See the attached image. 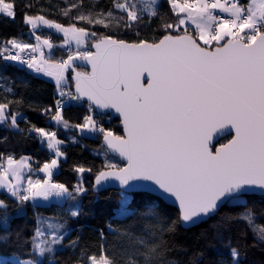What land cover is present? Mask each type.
<instances>
[{"label":"snow or ice","instance_id":"1","mask_svg":"<svg viewBox=\"0 0 264 264\" xmlns=\"http://www.w3.org/2000/svg\"><path fill=\"white\" fill-rule=\"evenodd\" d=\"M151 3L153 7L149 8L147 4L142 7L138 0H113L111 9L80 12L85 7L80 0L71 3L70 9L79 12L75 20L106 29L115 26L125 32L135 29L139 37L152 20L163 21L158 11L162 4L159 0ZM166 3L177 14V22L160 24L161 38L126 41L106 35L90 48L82 46L90 39L95 40V31L77 27L75 23L64 27L43 15L25 12V24L33 30L43 25L62 32L64 44L75 41L76 51L61 60H53L51 53L45 58L41 51L38 62L35 55L21 54L29 49L35 53L39 44L12 38L0 48V59L18 62L55 79L61 99L43 109V114L55 126L73 127L63 116L64 98L80 102L86 99L90 113L100 110L96 114L103 116L108 115L103 110L111 109L119 114L123 136L105 129L92 114L84 117L83 124L74 126L86 136L101 135L106 157L114 153L127 161L120 167L107 159L104 168L94 177L93 187L97 190L111 180L119 181L122 186L112 219L123 221L136 215L130 209L131 192L174 198L173 202L179 205V220L185 226L207 223L227 204L241 209L235 220L245 223L252 232L253 246L264 243V228L257 231L253 227L256 217L248 206V197H264V0H252L251 5L233 0L224 3L184 0L182 4L178 0H166ZM69 10H63L62 14L68 16ZM222 13H227V17ZM0 15L14 21L15 0H0ZM189 21L195 26L193 35L173 34L187 33ZM33 35L40 41L39 35L35 32ZM43 44L48 49L54 47L49 39H44ZM7 45L19 51L12 52ZM77 60L90 64L91 72L76 71ZM41 65H46L47 71ZM69 69L75 73L72 77L75 92L65 91L64 73ZM0 91L5 96L14 93L7 86ZM19 103V100L7 99L0 102V128L34 133L43 138L41 142L54 152L55 158L36 170L46 178L33 180L31 164L25 162L30 157L17 161L12 155L5 158L0 153V161H7V167L0 171V188L6 189L5 194L17 203L14 213L10 214L9 205L0 200V245L5 248L11 239L12 221L27 215V202L53 198L63 203L76 201L87 192L83 174L92 172L91 168L75 166L73 170L80 175V181L71 190L63 183L54 182L53 170L58 167L59 158L66 157L60 147L64 141L58 138L57 132L44 127L31 125L21 129L20 122H28V118L20 111L9 110L11 105ZM226 133H231L232 138L214 147V137ZM6 139L0 137V140ZM9 175L15 183L8 180ZM25 180L27 187L22 186ZM70 214L76 217L79 213L71 211ZM141 216L154 220L155 224L144 225V234L135 235L133 225L118 229L109 222L108 234L120 238L119 247L107 248V236L100 230V255L86 256V250L81 249L83 264H179L176 260L164 259L168 244L163 235L175 231V222L165 227L162 212L154 203ZM232 221L233 217L226 216L209 225L216 238L225 241L217 250L213 264H242L243 249L239 243H233L231 235L225 237ZM68 235L69 229L64 223L53 217L37 216L31 237L21 240L17 233L16 243L21 247L30 245L29 250L23 255L0 252V264H57V251L75 250L79 245V237L64 245Z\"/></svg>","mask_w":264,"mask_h":264},{"label":"trees","instance_id":"2","mask_svg":"<svg viewBox=\"0 0 264 264\" xmlns=\"http://www.w3.org/2000/svg\"><path fill=\"white\" fill-rule=\"evenodd\" d=\"M80 0H16V17L13 21L11 18H6L0 15V48H4L6 41L12 38L20 42L34 43V37L31 35V28L24 23L25 12L28 15L39 16L43 15L48 20L59 23L65 27L75 23L77 27H87L89 31H95L97 36L95 40L90 39L88 44L91 45L106 35H112L115 39H123L126 41H134L139 38H147L149 40L162 37L163 29L160 27L162 23H176L177 14L174 13L166 0H162V6L159 7V13L163 16V21L152 20L148 27H144L140 32L139 37L135 35V29L125 32L123 28L117 29L115 26L103 28L100 25H88L82 21L75 20L79 12L76 9H70L71 3H79ZM247 3L246 1H243ZM85 7L80 9V12H86L92 9L94 12L100 10H108L112 8L113 0H83ZM138 3L143 7L145 3L138 0ZM32 4L33 7L27 8L26 5ZM70 9V10H69ZM63 10H69L68 16L62 14ZM147 23V20H146ZM43 37L50 39L57 47L54 52V58L59 59L64 55L65 49L62 47L63 36H59L46 29H41L38 33ZM173 34H188L193 35L192 30L187 33L181 31ZM214 46V45H213ZM11 48V45H7ZM94 50V48L92 49ZM79 72H87L81 66L76 64ZM75 73H70L69 89L75 92V81L72 77ZM5 86L14 90V93H8L5 96L3 91H0V102L3 99L19 100L21 103L10 106V111H20L27 118L28 122L21 121L20 128L25 129L31 125L44 127L48 131L57 132L59 139L64 143L61 146L66 157L61 161V166L57 174H55L54 182L63 183L72 189L80 181V175L73 169L75 166H83L91 168L92 172L83 174V182L87 188V192L79 197L76 201L69 200L66 203L51 204L48 206L37 205L33 208V204L27 202L25 207L27 215L23 218H18L11 223V239L7 248L0 245V252H18L23 255L29 250L30 245L24 244L19 246L17 241V233L20 234V239L24 240L33 235L36 227V219L39 217H53L64 223L69 229V235L64 240V245H67L70 240L79 237V245L75 250L65 248L63 251H57L55 259L57 264H83V259L80 257L81 249L86 250V256L100 255L102 241L100 239V230H104L107 236V245L109 249L119 247V237L108 234V223L111 222L114 228L123 229L126 225H133L135 235H142L143 226L155 224L154 220L146 219L141 216L151 204H156L161 210L164 218V226L167 227L175 222L174 232H165L163 239L168 244V250L165 260H176L179 264H213L217 259V250L225 243L223 240L216 238L215 233L209 228L210 224L220 221L226 216L233 217V221L225 232V237L231 235L233 243H239L243 249L244 255L242 264H264V243H256L253 246V234L248 229L245 223L235 220L236 214L241 209L226 205L221 209V212L212 217L207 223H203L198 227L185 229L179 220V212L175 208L163 203L157 197H153L147 193H133L131 196L130 209L136 212V215L128 217L120 221L112 219L114 211L118 207V202L121 198V192L116 190L101 191L96 193L94 177L97 171L104 168L107 159H112V162L122 167L123 164L114 159L109 153L106 157L103 145V137L96 134L94 137L82 136L74 126L84 123V117L92 114L105 129L111 130L116 135H123L120 127V121L112 119L110 115H97L96 111H89V105L77 103L76 105L65 104L63 110L64 119L73 127L65 129L62 126H55L46 115L43 114V109L55 104V101L60 99L57 95V86L55 82H51L45 78H40L35 73L30 71L27 66L19 65L13 61L5 62L0 59V89ZM0 137H7L6 140H0V153L5 158L12 155L16 160L22 157L29 156L31 165L34 168V173L31 174L36 178L39 173L36 171L45 162H50L54 158L53 153L47 146L41 142L42 138L28 131L4 130L0 128ZM231 138L222 140L221 143H226ZM214 150V149H213ZM0 161V164L2 162ZM0 200H4L8 205V212L14 213L17 203L15 199H10L5 192H0ZM248 206L253 210L256 220L253 227L259 231L264 228V198L257 196L248 197ZM71 211H78V216H71ZM2 224V221H0ZM244 233H247L245 236ZM2 234V228H0ZM147 238V237H146ZM203 254L202 256L200 254Z\"/></svg>","mask_w":264,"mask_h":264},{"label":"rangeland","instance_id":"3","mask_svg":"<svg viewBox=\"0 0 264 264\" xmlns=\"http://www.w3.org/2000/svg\"><path fill=\"white\" fill-rule=\"evenodd\" d=\"M16 1V0H15ZM142 2H143V0H141ZM144 1H147V0H144ZM150 2H151V0H149ZM250 2L247 4V3H245V2H243L242 1V3H240V4H247V5H251L252 4V0H249ZM6 2H11V0H6ZM162 2V0H159V3H161ZM184 2V1H183ZM183 2H181V1H179V3H183ZM191 2V1H190ZM224 3L225 2V0H221V3ZM233 2H237V3H239V1L238 0H233ZM143 3H145V2H143ZM145 4H147V5H152V3H145ZM149 8H151V6H148ZM159 9L160 8H158V11H159ZM221 15H223V16H225V17H227V15L228 14H221ZM45 19H47V18H45ZM51 21V20H50ZM53 22V21H52ZM55 23V22H54ZM28 26H30V28H31V25H28ZM65 27V26H64ZM41 29H46V30H48V31H50V32H53V33H55V34H57V35H59V36H63V39H65L64 38V35H63V33L62 32H57L55 29H48L46 26H43V25H40V27L38 28V29H36V30H33L32 28H31V35L34 37V43H32V44H39L40 45V47L37 49V51L35 52V53H33L30 49L29 50H25V52H30L31 51V53H32V55H35L36 56V59H37V61L39 62V60H40V52L41 51H43L44 52V55H45V58H48L49 57V54L51 53V58L53 59V60H61V59H67V57H68V55L70 54H65L64 53V55L62 56V57H60L59 59H57V58H54V52H55V49H56V47H57V45L54 43V42H52L50 39V42L53 44V49H48V47L46 46V45H44L43 44V40L44 39H48V38H46V37H43V36H41V35H39L40 37H41V39H40V41H36L35 40V36L33 35V32H35V35H38L37 33L41 30ZM20 42V41H19ZM63 48H70L71 50H70V52L71 53H74L75 51H76V44H75V41H72V40H69V45H65L64 44V40H63ZM90 45L87 43V45H83L82 47H89ZM90 48V47H89ZM9 49H11V48H9ZM92 50V49H91ZM11 51H12V49H11ZM93 51V50H92ZM79 63H81V61L80 60H77L76 62H75V65L76 64H79ZM41 67H43L44 69H45V71H47V68H46V65H41ZM76 67V71H78V69H77V66H75ZM30 70V69H29ZM30 71H32L33 73H35L37 76H39L40 78H45V79H47V80H50L51 82H55V84H56V81H55V79L53 78V77H50V76H46V75H44L43 74V72H41V73H36L34 70H30ZM79 72V71H78ZM70 73H73L72 71H71V69H69V71H67V72H65L64 73V75H65V77H67V79H66V81L64 82L65 83V91H71L70 89H69V86H70V84H71V82H70V78L68 77L69 76V74ZM72 92V91H71ZM57 95H58V97L61 99V97L59 96V90H57ZM77 103H80V104H84V103H82V102H80V101H71V100H68L67 98H64V106H65V104H72V105H76ZM105 117V116H104ZM78 131L81 133V131L78 129ZM81 135L82 136H85V137H94L96 134H91V135H84L83 133H81ZM43 139V138H42ZM44 144V146L46 145V143H43ZM62 146V145H61ZM60 146V147H61ZM51 153H53V156H54V152L53 151H50ZM25 157H29V156H25ZM54 158H55V156H54ZM62 160H64V157H61V158H59V164H58V167L56 168V169H54L53 170V176H52V180L54 181V177H55V174H57V172L59 171V169H60V166H61V161ZM18 161V160H17ZM20 161V160H19ZM26 163H30L31 164V159L30 160H28V161H25ZM2 165H3V167H0V171H3L4 170V168H6L7 167V161H5V162H2ZM31 167H32V169H33V172L31 173V174H35L34 173V168H33V166L31 165ZM37 173H39V172H37ZM24 175L25 176H27L28 175V171H27V169H25L24 170ZM37 178H40V179H44V178H46V175L44 174V173H39V175L36 177V178H34L33 176H32V179L33 180H35V179H37ZM8 180L10 181V182H12V183H15V181L14 180H12V178H11V175H9V177H8ZM22 186L23 187H27V184H26V180L25 181H22ZM0 192H5L6 193V189H3V188H0ZM31 203L32 204H35L36 206L37 205H43V206H48V205H51V204H58V203H60V204H62L63 202H58V201H56L54 198L53 199H51V200H49V201H44V200H42V199H37L36 201H31Z\"/></svg>","mask_w":264,"mask_h":264},{"label":"water","instance_id":"4","mask_svg":"<svg viewBox=\"0 0 264 264\" xmlns=\"http://www.w3.org/2000/svg\"><path fill=\"white\" fill-rule=\"evenodd\" d=\"M93 51H95V49H94ZM80 64H81V66L84 68V70H86L87 72H91V65H90V64H85L83 61H81ZM82 103H84V104L87 103V104H88V102L86 101V99H85V101L82 102ZM95 111H96V113H97V111H100V110H95ZM103 111L107 112L108 115H110V116H112L113 118H115V119H117V120L120 121V127H121V129H122L123 135H125V133H124V129H123V125H122V122H121V117L119 116V114L116 113L114 110H111V109L103 110ZM108 115H103V116H108ZM123 135H122V136H123ZM228 138H232V134H231V133H226V134H224V135H219V134H217V135L214 137L212 143H213L214 147H216V146L218 145V143H220L222 140H226V139H228ZM109 154H110L114 159H116L117 161H119L120 163H122L123 166L126 165V163H127L126 160H124V159H122V158H119L118 155H116V154H114V153H109ZM123 166H122V167H123ZM145 183H149V184H150L151 182H145ZM121 189H122V186L119 184V181L111 180V181H109V182H105L103 188H101V189H99V190L95 189V191H96V193H101V191H106V190H110V191H112V190H116V191L121 192ZM133 193H139V194L147 193V194H149V195H151V196H153V197H157V198L160 199L163 203L168 204L169 206L175 208V209L178 210V212H179V205H178V202H175V203H174V202H173V201H174V198H168V199H165V198L158 197V195L155 194V193H148V192H131V193H129V194L132 195ZM256 196L259 197V198H264V197H261V196H259V195H256ZM250 197H252V196H250ZM226 205H227V204L221 206V207L219 208V210L216 212V214H215L214 216H216L217 214H219V213L221 212V209H222L223 207H225ZM214 216H213V217H214ZM201 224H203V223H198V224H196V225H194V226H185V225L183 224V227H184L185 229H189V228L198 227V226H200Z\"/></svg>","mask_w":264,"mask_h":264},{"label":"built area","instance_id":"5","mask_svg":"<svg viewBox=\"0 0 264 264\" xmlns=\"http://www.w3.org/2000/svg\"><path fill=\"white\" fill-rule=\"evenodd\" d=\"M179 1H181V2H183L184 0H178V2ZM191 0H189V2H190ZM239 1V3H242V0H238ZM65 49V51H64V53L67 55V54H69L70 53V48H64ZM17 51H19L18 49H12V52H17ZM22 56H24V57H31V56H33L32 55V53H31V51L30 52H24V53H22L21 54ZM15 63H17V64H19L18 62H15ZM20 65V64H19ZM23 66H26V65H23ZM63 112H64V110H63ZM111 118L112 119H115V118H113L112 116H111Z\"/></svg>","mask_w":264,"mask_h":264},{"label":"crops","instance_id":"6","mask_svg":"<svg viewBox=\"0 0 264 264\" xmlns=\"http://www.w3.org/2000/svg\"><path fill=\"white\" fill-rule=\"evenodd\" d=\"M242 1H246L247 4L250 2L249 0H242ZM143 2H145V3H147V2H148V3H151L149 0H147V1H144V0H143ZM222 3H223V2H222ZM148 6L153 7V5H148ZM222 14H227V13H222ZM182 27H183V26H182ZM194 27H195V26H194L193 24H191V22L189 21V22H188V30H192V31H193V30H194ZM214 43H215V42H213V45H214ZM201 44H202V41H201ZM46 68H47V66H46Z\"/></svg>","mask_w":264,"mask_h":264}]
</instances>
